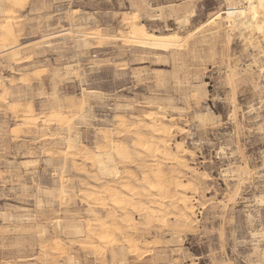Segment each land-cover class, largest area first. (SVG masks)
I'll use <instances>...</instances> for the list:
<instances>
[{"label":"rangeland","instance_id":"374dc122","mask_svg":"<svg viewBox=\"0 0 264 264\" xmlns=\"http://www.w3.org/2000/svg\"><path fill=\"white\" fill-rule=\"evenodd\" d=\"M24 1L0 0L15 11L17 36L4 44L0 15V95L22 110L0 102V264H264V0H233L242 11L232 18L227 0ZM134 14L154 33L182 37L186 51L124 45V17ZM29 100L36 116L62 112L64 124L26 128L20 113ZM152 110L176 123L173 148L184 143L192 153L175 168L191 187L192 224L172 203L162 222L133 213L124 228L143 241L139 252L117 237L96 256L77 246L85 219L105 216L79 195L95 167L48 137L73 128L96 150L105 146L99 130L112 129L129 143L132 135L114 134L116 119L138 124ZM118 168L139 173L138 162Z\"/></svg>","mask_w":264,"mask_h":264},{"label":"bare ground","instance_id":"6f19581e","mask_svg":"<svg viewBox=\"0 0 264 264\" xmlns=\"http://www.w3.org/2000/svg\"><path fill=\"white\" fill-rule=\"evenodd\" d=\"M9 1L13 3L11 4L14 8L21 0ZM227 1L229 3L226 12L228 18L237 17L242 10H239V7L232 3L233 0ZM12 9L8 10V8L0 6V15L3 14L5 16L6 23L2 28L5 35L3 36L4 44L17 43L14 28L15 11ZM194 12L193 9L187 11L183 17L178 19V23H189L195 15ZM124 22L128 28L126 35L120 34L124 45L144 51H186L182 37L177 34H157L150 31L137 14L131 17L126 15ZM13 48L10 47L9 49ZM125 70L127 69L124 67L120 68V71ZM6 99L5 96L0 95V102L6 101L14 114H17L21 106L20 103L17 101L9 102ZM68 108L74 110L75 106L69 102ZM79 112H81V109L76 113ZM20 114H22L23 125L28 129L36 128L39 122L49 127L51 125H62L65 120V115L62 112L36 116L32 100L28 101L23 113ZM74 116L77 117L76 115ZM144 118L145 122L136 117L139 123L137 124V122H134L135 120H132L133 122L130 121L131 123L129 124L126 118L119 116L116 119V124L119 128L114 134L120 135V137H122L121 135H132V140L129 143L116 141L113 138L112 129L103 130L101 128L102 130H99V134L103 136L105 146H101L99 141L97 142V147H95L96 150H93L88 144L81 143L78 134L70 135L73 128L68 129L66 133H57V135L48 137L51 141H64L66 144V150L63 151L64 154L72 156L79 161L84 159L95 167L94 174L90 176L93 182H82L79 195L92 202L94 204L93 207L102 210L105 216L85 219L84 229L87 232V236L77 246L79 248L86 247L96 256L105 255L108 252L105 248L116 246L120 237L123 239L122 242H124L122 245H127L131 254L136 255L139 252L143 241L141 239L136 240L132 237V232H127L124 228L131 227L134 224L133 213L138 214L142 219L162 222L165 218L164 213L166 215L172 213L168 211H171V209H167L166 204L172 203L176 211L175 216L182 220L180 222L187 226L192 222L191 215L194 209L192 199L188 196L191 187H187V184H182L179 176L177 178L175 174L177 171L175 168H181L185 163V158L191 156L192 153L185 147L184 143H179L176 148H173L171 141L173 131L177 130L175 129L176 123L173 121L171 123L166 122V116L160 115L159 117L158 112L153 110L149 111ZM103 154L112 156L116 164L111 165L113 161H107ZM46 157H54V152L47 151ZM136 162L139 163L138 174L127 169L120 171L118 168L119 165L125 163L132 165ZM165 165H172L171 169H169L170 171L165 169ZM86 205L88 204L86 203ZM61 223L62 220H57L60 230L62 228ZM129 231L132 230L129 229ZM39 234L43 235L44 233L40 231ZM117 237L119 238L116 239ZM60 244L58 241L55 243L56 250L61 249ZM43 250H45L44 247ZM70 264H74L72 259Z\"/></svg>","mask_w":264,"mask_h":264}]
</instances>
